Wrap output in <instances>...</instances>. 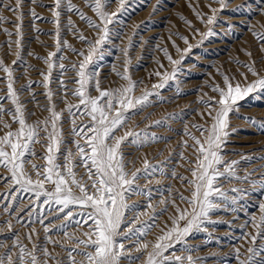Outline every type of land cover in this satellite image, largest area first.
I'll use <instances>...</instances> for the list:
<instances>
[{
  "label": "snow or ice",
  "instance_id": "1",
  "mask_svg": "<svg viewBox=\"0 0 264 264\" xmlns=\"http://www.w3.org/2000/svg\"><path fill=\"white\" fill-rule=\"evenodd\" d=\"M116 0H90L89 7L95 13L99 20L97 23L89 17H86L71 0H54L53 23L57 25L56 36V52H50L47 58L36 57L42 59L47 65V73L41 72L43 84L47 91L45 95L49 102L48 107L41 110L48 111L50 115L43 120H37L29 123L28 117L34 113H27L26 106L20 100V92H31V83L25 88L17 91L14 87V69L5 65L3 59H0V71L6 74V96H0V126L8 131L0 136V166L10 173L9 177L0 176V180L10 182L18 186L17 191L24 193H32L35 200L40 201L43 197V204L48 205L46 211L49 213L55 206L57 213H63V216H57L56 219L65 220L67 223L61 224L56 231L63 233L65 241L73 246L68 248L65 242L52 240L49 235L50 225H45L43 218L39 219V223L43 226L45 237L43 243H37L33 240V236L38 235L33 228L32 231L26 234V239L31 244L29 248L20 239L18 232L13 231L11 220L5 221L0 227V233H3L6 227L10 233L9 237L0 239V264H122V260H126L127 264H200L202 259H193L191 254L187 256L177 255L175 251L169 253V249L174 248L175 244L186 242V239L194 233H199L207 230V225L213 224L211 214L221 210L223 205L224 210L232 207L235 210L237 201L243 199L246 190L242 188H233L231 192L236 195L229 197L227 192L221 190L219 186V178L223 177L226 180H235L240 183L247 182L253 187L259 188L261 195H264V173L259 177V183L253 180L255 173L261 169H253L252 172L245 171L243 176L237 174V167L240 161L231 160L225 161L223 149L227 144L228 138L232 133L230 128V114L239 109V101L247 97L249 94L264 92V74L258 69L259 63H264V55L260 61L253 59L251 51H245V55L249 57V62L241 64L239 60H234L239 67H244L248 74L255 77L254 81L248 82L247 75L240 73L244 78V83L237 81L233 83L234 77H229L224 73H220L223 79V87L216 86L212 90L218 93L219 99L210 98L207 101H200L206 109L207 117L212 121L210 125L207 122L203 125H192V127L200 133L197 137L188 130L185 125L184 135L193 144L190 147L193 149L195 160L190 161L184 157L183 152L180 157L186 163L192 164L191 172L192 179L187 180V186L192 188L190 196L186 197L182 193H178L175 197L172 194V187L168 186L166 191L168 199L163 197L158 201L157 205H153V190L140 186L137 182L140 179H145L151 183V177H154L158 172L160 175H165L163 167L150 164L147 157L143 161L142 169H135L132 173L127 171L128 164H133L131 160H127L123 147L126 142H130L138 149L159 139L154 133L148 131L147 125L140 131L128 128V123L132 116L143 111L150 106L149 97L159 95L157 89H162L165 82L169 79H175L180 71L179 67H174L172 73L164 74V80L161 83L153 85V92L145 91L141 96H134V90L139 87L142 81H133L129 74L128 65L130 58L128 57L129 49L133 47L129 40V48L123 50L125 56L124 72L117 73L120 79L126 82L125 85L116 88L102 89L100 86L99 71L89 70L88 66L92 61L93 54L97 51V46L103 43L110 42L112 35L110 24L116 23L119 20L117 13L109 12L108 8ZM220 4L221 9L228 6L231 0H211ZM211 2L208 7L212 15H208L205 20L204 14L193 9L194 14L207 25H212L216 22L217 10L211 8ZM32 4L36 0H31ZM121 12H126L127 8L125 0H119ZM64 6L67 12H76L81 20L85 21L90 28L95 29L100 33L95 42L87 40L82 34L78 38L86 43L89 47V52L86 55L83 51L77 53L75 48H70L73 53L83 57L79 65L73 64L71 69L65 68L63 63L64 57L63 45L66 41L60 39L59 21L60 8ZM0 6L6 10L16 14V20L21 23L15 24V35L18 39L15 41L17 46V62L25 63L22 60V21H23V0H15V4L11 0H0ZM130 6V5H129ZM158 4L154 8V13L159 9ZM247 4L240 5L233 11H240L246 8ZM260 14L264 15V7L259 8ZM29 14L36 16L34 10H30ZM113 17H117L114 21ZM180 19L191 27V22L180 17ZM0 22H6V18L0 16ZM69 30L74 27L72 21H68ZM233 26L229 25V29ZM248 30L252 31L253 36L259 42L258 50L264 53V31H253L249 25ZM194 32L204 37H212L215 33L210 29L207 33H199L198 29ZM5 34L9 37L12 32L5 30ZM123 30L117 31L115 36L121 38ZM184 43L188 44L187 37H179ZM13 41H8L9 53L11 54V45ZM173 46L178 53L181 50L173 42ZM165 57L169 62L178 66L182 61L173 60L167 49H162ZM57 53H61L58 61L54 59ZM29 55H32L30 52ZM55 67L61 70V76L67 71H75L78 79L75 81L79 86L72 90V94L79 99V105H69L67 113L72 124L70 135L73 137L71 144L75 146V152L69 147V142L65 140L62 133V113L56 110V105L53 103V93L49 89L51 83V73ZM158 76L161 73H157ZM94 89L99 93L98 96H93L91 90ZM61 92L67 93L65 82L60 80ZM179 91V89H178ZM35 94L33 93V98ZM4 101H9L14 106L12 109H5ZM37 106H39L37 102ZM82 106V107H81ZM75 109V111H74ZM135 110V111H133ZM131 113V114H130ZM8 114L12 117V121L18 124L17 130H11V125L3 120V116ZM79 114V115H77ZM201 119H204V113H201ZM80 117L87 118L89 123L77 125L76 121ZM149 117H145L147 121ZM247 122L255 124V119L252 117H244ZM157 126H162L164 121L158 120L154 122ZM264 129V121L259 125ZM117 130L123 131V135L117 134ZM43 133V135H41ZM130 138V139H129ZM80 140L85 143L81 144ZM41 141H46L42 147L46 148L43 156L39 157L45 161L44 165H36L32 163L36 157L35 145ZM182 148L189 147L185 140ZM241 155V160H246L251 164L253 160L250 157ZM78 157V159H77ZM61 158L63 163H60ZM258 159L264 160V157ZM26 165H31L32 172H29ZM83 167L87 180L80 176L75 169ZM172 178H179L182 182L187 178L183 176L177 177L175 169H171ZM35 174V179H33ZM156 183H159L157 180ZM46 184H51L52 188L45 187ZM157 193L161 189L155 190ZM7 196L9 194H0ZM132 195H143L147 198V204L141 208V205H129L127 200ZM177 200L179 203H177ZM183 204L185 207H181ZM164 205L159 213L156 212V207ZM4 212L12 216L9 212L7 204L2 205ZM169 207L174 209V212L169 214V223H165L161 234L155 239V242L148 241L147 235L157 226L156 222L160 216L169 212ZM259 217L252 216L250 220L245 222L244 228L251 226L255 233L244 232L242 238L247 239L250 246L246 249V255L241 253L239 248L235 249L234 258L237 264H264V243L257 246V239L264 240V202H259L257 205ZM148 209L152 210L149 217L150 222H145L140 227H133L139 220L141 215H147ZM75 212V215L73 214ZM129 213L134 214L131 217ZM17 223L25 226L24 221L17 217ZM89 221L91 223H89ZM29 224L33 223L31 218ZM85 224L88 225L87 230L77 235L75 232L70 233L68 229L75 228L77 231ZM83 237V238H81ZM11 240V244L7 240ZM135 239L133 247H126V241ZM211 239V237H209ZM59 245L60 250L66 253V258H59V253L50 252L48 244ZM182 251L191 253L196 251L193 248H184ZM135 252L136 255L132 253ZM166 253H169L166 255ZM79 257V259H77ZM224 259L219 260V264H224Z\"/></svg>",
  "mask_w": 264,
  "mask_h": 264
},
{
  "label": "rangeland",
  "instance_id": "2",
  "mask_svg": "<svg viewBox=\"0 0 264 264\" xmlns=\"http://www.w3.org/2000/svg\"><path fill=\"white\" fill-rule=\"evenodd\" d=\"M86 17L95 20L99 23L95 13L91 11L89 5L90 0H71ZM211 0H125L126 12H121L119 0L112 3L108 8L109 12L117 13L119 20L116 23L110 24L112 35L110 42L103 43L97 46V51L93 54L92 61L88 69L99 71V81L102 89L116 88L125 85L126 82L117 75L124 72L125 56L123 50L129 48V40L133 47L129 49L128 57L130 64L128 65L129 74L133 81H142L138 88L134 90V96L139 97L145 91L153 92V85L159 84L164 80V74H171L174 67H179L175 79H169L165 82L162 89L155 91L159 95L149 97L150 106L143 111L132 116L128 123V128L140 131L147 125L148 131L154 133L156 137L162 138L150 143L142 148H137L130 142H126L123 151L127 160L134 162L128 164L127 171L132 173L135 169L143 168V161L147 157L152 165L163 167L165 175H160L159 172L151 177V183L145 179H140L137 183L144 187L145 190H153V205H157L158 201L163 197L168 199L166 191L168 186L172 187V194L175 197L178 193L184 196H190L191 187L187 186V180L192 179L189 169L192 164L186 163L180 157L183 152L187 160H195L193 149L190 145L193 141L189 140L185 135V125L188 130L197 137L200 133L196 131L192 125H203L207 122L210 125L212 121L207 117L206 109L200 101H207L210 98L219 99L218 93L212 89L216 86L223 87V79L220 73H224L229 77H234L233 83L239 81L244 83V78L240 73L247 75L248 82L254 81L255 77L247 73L246 68L239 67L234 60H239L241 64L248 63L249 57L245 55V51L253 53V59L260 61L261 53L259 42L253 36L252 31L248 30L250 25L253 31H264V15L260 14L259 8L264 7V0H231L228 6L221 9L220 4L211 2V8L217 10L216 22L212 25H207L201 22L194 14L193 9L201 12L206 17L212 15L209 10ZM227 2V0H226ZM14 5L15 0H11ZM159 9L155 11L157 5ZM247 4L246 8L240 11H233L240 5ZM130 5V6H129ZM54 0H36L35 4L31 0H23V21H22V52L21 57L25 63L13 61L17 60V46L15 41L18 37L15 35V24L21 23L16 20V14L0 6V16L6 18V22H0V59H3L6 66L14 69V87L17 91L25 88L31 83V92H20V100L26 106L27 113H34L28 117V122L32 123L37 120H43L50 115L46 110L49 102L45 95L47 91L43 84L41 72L47 73V65L42 59L36 57L47 58L50 52H56V36L57 25L53 23ZM30 10H34L36 16L29 14ZM61 16L59 21L60 39L66 41L63 45V57L65 68L71 69L73 64L79 65L83 57L73 53L71 48H75L77 53L83 51L86 55L89 52V47L81 41L78 36L84 35L87 40L95 42L100 33L95 29L90 28L87 23L81 20L76 12H67L64 6L60 8ZM191 22V27L183 22L180 17ZM71 20L74 27L69 30L68 21ZM116 21L117 17H113ZM229 25L233 27L229 29ZM198 29L199 33H207L210 29L215 33L212 37H204L194 32ZM5 30L12 32L11 37L5 34ZM123 30L121 38L117 39L115 33ZM187 37L188 44L186 45L179 37ZM13 41L11 45V54L9 53L8 41ZM173 42L181 50V53L176 51ZM162 49H167L173 60L182 61L178 66L171 64L165 57ZM32 55H29V53ZM61 53H57L54 57L58 61ZM259 71L264 74V63L258 64ZM161 73L160 76L157 73ZM51 83L49 89L52 91L53 103L56 105V110L62 113V133L66 141L69 142V147L75 152V146L71 144L73 137L70 135L72 124L67 113L69 105H79L78 97L73 96L72 90L79 85L75 83L78 79L75 71H67L61 76L59 67H55L51 73ZM63 79L68 89L67 93L61 92L60 80ZM6 74L0 71V96H6ZM179 89V91H178ZM33 93L35 94L33 98ZM93 96H98L99 93L94 89L91 90ZM37 102L39 106H37ZM5 109H12L14 106L9 101H4ZM82 107V106H81ZM75 111V109H74ZM135 111V110H133ZM201 113H204V119H201ZM131 114V113H130ZM79 115V114H77ZM145 117H149L146 121ZM244 117H252L255 119V124L247 122ZM3 120L11 125V130L15 131L18 124L12 121V117L8 114L3 116ZM162 120V126L155 125V121ZM264 121V92L249 94L247 97L239 101L238 111L230 114V128L233 130L228 138L223 152L225 153V161L237 160L240 161L237 167V174L243 176L245 171L252 172L253 169H261L255 173L253 180L259 183V177L264 173V160L258 159L264 157V129L259 125ZM77 125L87 124L89 120L80 117L76 121ZM8 129H3L0 126V136H3ZM117 134L123 135V131L117 130ZM43 135V133H41ZM130 139V138H129ZM187 140L189 147L182 148V143ZM46 141H41L35 145V153L37 158L32 159V163L38 166L44 165L45 161L39 157L43 156L46 148L42 147ZM84 144V140H80ZM250 157L253 162L248 164L246 160H241V155ZM78 159V157H77ZM60 163H63L61 158ZM29 172H32L31 165H26ZM175 169L177 177L183 176L187 179L181 181L179 178L173 179L171 169ZM75 171L87 180L84 174L85 169L79 167ZM0 176L9 177L10 173L0 166ZM35 179V174H33ZM159 183H156V181ZM219 186L221 190L227 192L229 197L236 195L231 192L233 188H242L246 190L243 199L237 201L234 206L224 210L223 205L221 210L211 214V220L214 223L207 225V230L190 235L186 242L175 244L174 248L169 249V253L175 251L177 255L187 256L191 254L193 259H202L200 264H219L221 258L224 259V264H237L235 249L239 248L241 253H246L250 243L247 239L242 238L244 232L255 233V230L249 226L244 228L245 222L250 220L252 216L259 217L257 205L259 202H264V195H261L259 188L253 187L251 184L244 182L240 183L235 180H226L223 177L219 178ZM46 188L51 189V184H46ZM18 186L0 180V194H9L7 196L0 195V227L5 221L11 220L13 231L18 232L20 239L29 248L31 244L26 239V234L30 233L34 228L38 235L33 236V240L37 243H43L45 232L43 226L38 222L43 218L45 225H50L49 235L52 240L62 241L66 243L68 248L73 245L65 241L63 233L56 229L64 223L65 220L56 219L63 216V213H57L55 206L49 213L46 211L48 205L43 204V197L40 201L35 200L32 193H24L17 191ZM159 188L161 192L155 190ZM127 203L129 205H141V208L147 204V198L143 195H132ZM177 203L179 201L177 200ZM7 204L9 212H4L2 205ZM181 207L185 205L181 204ZM164 205L156 207V212L159 213ZM147 215H141L139 220L133 227H140L142 223L150 222L149 217L152 210L148 209ZM174 209L169 207V212L160 216L154 227L147 235V240L155 242L158 235L161 234V229L165 223L170 224L169 214L173 213ZM75 215V212L73 213ZM130 217L131 214H128ZM17 217L21 218L25 226L17 223ZM31 218L33 223L29 224ZM89 223H91L89 221ZM88 225L85 224L78 231L75 228H70V233L75 232L77 235L87 230ZM10 233L4 227L3 233H0V239L9 237ZM211 237V239H209ZM83 238V237H81ZM7 243L11 244L8 239ZM135 239L126 241V247H133ZM264 243V240L257 239V246ZM184 248H193L196 251L187 253L182 251ZM50 252L59 253V258H66V253L60 250L59 245L48 244ZM169 253H166L169 254ZM136 255L135 252L132 253ZM264 255V253H262ZM79 259V257H77ZM51 264V261H49ZM122 264H127L126 260H122Z\"/></svg>",
  "mask_w": 264,
  "mask_h": 264
}]
</instances>
